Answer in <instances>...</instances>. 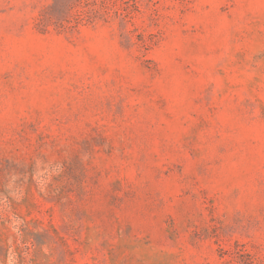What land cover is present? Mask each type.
Returning a JSON list of instances; mask_svg holds the SVG:
<instances>
[{
	"label": "rangeland",
	"instance_id": "374dc122",
	"mask_svg": "<svg viewBox=\"0 0 264 264\" xmlns=\"http://www.w3.org/2000/svg\"><path fill=\"white\" fill-rule=\"evenodd\" d=\"M0 264H264V0H0Z\"/></svg>",
	"mask_w": 264,
	"mask_h": 264
}]
</instances>
